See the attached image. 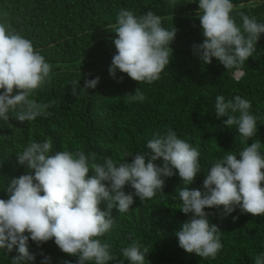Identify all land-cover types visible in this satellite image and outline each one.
I'll return each instance as SVG.
<instances>
[{
  "label": "trees",
  "instance_id": "16d2710c",
  "mask_svg": "<svg viewBox=\"0 0 264 264\" xmlns=\"http://www.w3.org/2000/svg\"><path fill=\"white\" fill-rule=\"evenodd\" d=\"M188 2L175 0L173 5L169 0H0L4 21L28 38L52 65L50 83L35 92L38 102L52 103L51 115L20 122L15 113H10L7 122H0V191L6 189L10 177L27 172L16 154L30 142L47 138L53 141V152L82 149L94 162L102 163L105 157L120 162L126 159L125 153H146L147 141L171 128L201 154L202 170L190 186L201 191L205 170L225 151L238 153L253 141L264 145V34L253 57L241 66L243 75L234 79V71L226 70L215 58L205 65L194 55L193 45L202 43L204 37L196 15L198 4ZM234 3L238 11L264 22V3ZM120 9L136 15L151 10L162 18L165 28L177 29L170 65L151 85H139L125 73L118 72L115 78L109 73L116 52L110 25L115 23ZM236 20L242 23L238 15ZM97 77L95 89L79 91L78 82L83 86L86 79ZM74 84L77 95L72 92ZM138 87L145 101L129 102L126 95ZM217 95L227 99L239 95L251 102L258 130L250 140H242L235 125L226 126L227 117L217 118ZM127 159L131 162L132 158ZM156 163L162 166V160ZM182 186L177 174L166 178L163 192L158 191L153 198L143 202L135 198L127 213L112 209L113 228L101 237L117 257L110 264L123 260L121 249L134 241L148 249L145 264H254L255 255L264 251V214H242L237 209L225 216L222 206L206 209L213 213L210 220L220 230L222 250L215 259H203L179 247L175 232L190 219L175 210L180 204L177 189ZM125 191L132 189L126 186ZM0 198L8 197L0 192ZM101 208L106 210V204ZM30 251L37 255L36 264H40L41 252L52 257V264H76V258L62 253L53 241L42 247L30 241ZM18 255L15 249L0 252V264H11Z\"/></svg>",
  "mask_w": 264,
  "mask_h": 264
},
{
  "label": "clouds",
  "instance_id": "9594fccd",
  "mask_svg": "<svg viewBox=\"0 0 264 264\" xmlns=\"http://www.w3.org/2000/svg\"><path fill=\"white\" fill-rule=\"evenodd\" d=\"M169 3L174 5L175 0ZM188 3L198 4L196 15L204 37L202 43L193 45L194 55L205 65L215 58L226 70H233L238 80L241 66L253 57L264 34V22L238 11L234 0ZM234 12L242 23H237ZM110 27L116 49L110 75L115 78L118 72L125 73L139 85L158 81L173 58L171 44L177 29L165 28L162 18L151 10L136 15L128 9H120ZM51 73L52 65L40 50L0 15V122H7L10 113L20 122L50 116L52 103L38 102L35 92L50 83ZM98 83L99 77L86 79L83 86L78 82L79 91L89 92ZM72 92L77 95L75 84ZM126 97L129 102L143 103L146 99L139 87ZM251 107V102L239 95L231 99L217 95L214 113L217 118L227 117L224 124L235 125L242 140H250L258 130ZM146 148V153H125L126 159L120 162L105 157L97 163L82 149L53 152L51 138L30 142L16 154L26 174L10 177L6 189L0 191L8 197L0 198V252H18L11 264H36L30 241L37 247L53 241L62 253L75 257L76 264L117 261L110 244L101 240L113 228L112 209L127 213L135 198L142 202L153 198L158 191L163 192L165 179L177 174L183 186L177 189L180 204L174 209L190 219L175 236L187 253L215 259L222 250L220 230L210 220L213 213L206 209L222 206L225 216L237 209L242 214H264V145L260 142L253 141L238 153L225 151L214 160L205 170L204 191L190 188L202 170L201 154L174 130L155 134ZM126 186L132 191L126 192ZM103 204L106 210H102ZM148 253L147 247L134 241L121 249L124 259L118 264H145ZM40 255V264H52L50 255ZM254 264H264V251L255 255Z\"/></svg>",
  "mask_w": 264,
  "mask_h": 264
},
{
  "label": "water",
  "instance_id": "95a60500",
  "mask_svg": "<svg viewBox=\"0 0 264 264\" xmlns=\"http://www.w3.org/2000/svg\"><path fill=\"white\" fill-rule=\"evenodd\" d=\"M241 73H242V75H243V72H241ZM242 75H241V76H242Z\"/></svg>",
  "mask_w": 264,
  "mask_h": 264
},
{
  "label": "rangeland",
  "instance_id": "374dc122",
  "mask_svg": "<svg viewBox=\"0 0 264 264\" xmlns=\"http://www.w3.org/2000/svg\"><path fill=\"white\" fill-rule=\"evenodd\" d=\"M241 76V75H240Z\"/></svg>",
  "mask_w": 264,
  "mask_h": 264
}]
</instances>
